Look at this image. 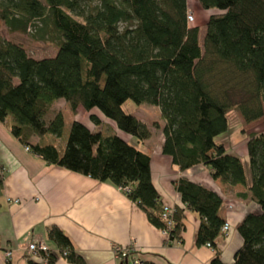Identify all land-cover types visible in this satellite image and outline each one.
Returning <instances> with one entry per match:
<instances>
[{
    "label": "trees",
    "instance_id": "16d2710c",
    "mask_svg": "<svg viewBox=\"0 0 264 264\" xmlns=\"http://www.w3.org/2000/svg\"><path fill=\"white\" fill-rule=\"evenodd\" d=\"M198 1L212 12L204 27L189 24L187 0H0V21L10 32L36 28L41 39L51 34L58 44L55 56L36 59L22 44L0 37V120L48 165L124 190L152 225L169 231L170 243H182L185 212L197 213V245L214 249L210 264H226L218 241L227 221L217 192L176 179L184 207L175 208L169 227L151 157L127 140L75 121L63 153L57 143L30 142L31 136L62 138L64 116L52 110L59 100L74 113L98 109L140 143L151 129L123 105L132 100L159 107L162 121L152 127L162 130V151L174 166L185 172L203 165L214 180L245 186L239 197L260 206L261 213L239 224L243 245L231 264H264V132L247 142L249 179L242 158L216 140L229 130L234 109L245 124L264 119V0ZM91 120L102 124L95 114ZM2 189L0 175V197ZM48 237L68 262L86 264L63 230L53 226ZM34 257L28 264L58 259L50 250Z\"/></svg>",
    "mask_w": 264,
    "mask_h": 264
},
{
    "label": "crops",
    "instance_id": "0c3cea01",
    "mask_svg": "<svg viewBox=\"0 0 264 264\" xmlns=\"http://www.w3.org/2000/svg\"><path fill=\"white\" fill-rule=\"evenodd\" d=\"M187 2L189 12L196 18L193 26L204 27L212 12L204 10L198 0ZM141 121L151 129V137L143 143L134 138L125 140L151 157L153 182L164 204L172 208L184 207L173 185L181 177L199 183L223 198L220 213L230 230L218 241V247L223 262L233 263L236 252L243 245L238 226L249 214L261 213L260 206L239 197L246 192L245 186L228 187L221 180H214L203 165L180 171L172 159L163 154L162 130L151 127L146 120ZM29 138L31 143L37 144L44 142L45 137ZM248 140L239 146H226L231 154L241 157L243 163L249 158ZM26 147L8 128L7 120H0V175L3 181L0 264H28L29 257L35 258L28 252L31 243L45 244L58 256L55 264H72L60 255L57 245L49 239L48 231L53 226L71 238L86 264H121L116 250L126 248L130 249L129 264L135 260H140L141 264H210L214 258L213 248L197 245L201 224L197 213L185 212L182 243H170L164 232L150 223L124 190L48 165ZM245 168L249 179L250 172ZM16 200L21 201L20 204H16ZM7 252H12L11 259L6 258Z\"/></svg>",
    "mask_w": 264,
    "mask_h": 264
},
{
    "label": "rangeland",
    "instance_id": "374dc122",
    "mask_svg": "<svg viewBox=\"0 0 264 264\" xmlns=\"http://www.w3.org/2000/svg\"><path fill=\"white\" fill-rule=\"evenodd\" d=\"M96 1L97 0H94V2ZM191 14L194 17V22L191 25H194L196 18L194 13ZM0 37L14 43L22 44L28 51V54L36 59L51 58L56 55L58 50V44L53 39L51 34H47L45 35V38L41 39L40 33L36 31V28H32L28 34L12 33L6 27L4 22L0 21ZM65 105V100H59L54 103L53 109L55 112L57 109V113L61 112L64 116L65 126L62 138L57 139L52 135H47L44 138V142L57 143L62 153L65 150L72 124L75 121L82 122L93 131H102L106 136L117 134L124 140L125 138L129 140L133 138L131 135L121 131L113 120L106 118L98 109H93L89 112L84 108H80L77 113H74L68 105H66V107ZM123 110L127 114L137 117L139 120H146L151 124V127L154 122L162 121L160 109L157 106L148 104L138 105L132 100H129L123 105ZM92 114L97 115L102 120V124L99 127L91 120ZM52 116L53 112L49 115V117ZM228 120L229 130L218 136L216 139L217 142L226 144L228 148H231L234 145L239 146L240 143L246 142V139H249L251 132H264V119L255 123L245 124L241 119L238 109H234L228 114ZM244 164L250 172L249 158L244 161Z\"/></svg>",
    "mask_w": 264,
    "mask_h": 264
},
{
    "label": "built area",
    "instance_id": "2783aa9c",
    "mask_svg": "<svg viewBox=\"0 0 264 264\" xmlns=\"http://www.w3.org/2000/svg\"><path fill=\"white\" fill-rule=\"evenodd\" d=\"M188 21H189V24H192L194 22V17L191 13L188 14ZM27 151H30L29 148H26ZM16 204H20L21 201L19 200H16L14 201ZM175 212V208H172V207H169L168 205L165 206L164 208V219L168 220V226L169 227H172L173 226V222H172V218H173V214ZM230 230V225L227 223L224 227H223V233L224 234H227ZM164 234L168 237L169 239V231H163ZM209 246V245H207ZM49 249L48 247L43 244V243H31L29 246H28V252L30 254H32L33 256H36L38 254V252H48ZM116 253L118 255V258H120V260L123 258H127L130 254V249H117L116 250ZM6 258L7 259H11L12 258V252H7L6 253ZM129 264V263H128ZM132 264H141L140 263V260H135L133 261Z\"/></svg>",
    "mask_w": 264,
    "mask_h": 264
},
{
    "label": "water",
    "instance_id": "95a60500",
    "mask_svg": "<svg viewBox=\"0 0 264 264\" xmlns=\"http://www.w3.org/2000/svg\"><path fill=\"white\" fill-rule=\"evenodd\" d=\"M126 264H128V262Z\"/></svg>",
    "mask_w": 264,
    "mask_h": 264
}]
</instances>
